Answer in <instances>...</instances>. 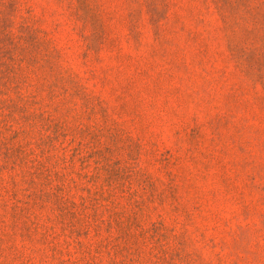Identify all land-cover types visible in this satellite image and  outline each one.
<instances>
[{"label":"rangeland","instance_id":"obj_1","mask_svg":"<svg viewBox=\"0 0 264 264\" xmlns=\"http://www.w3.org/2000/svg\"><path fill=\"white\" fill-rule=\"evenodd\" d=\"M0 264H264V0H0Z\"/></svg>","mask_w":264,"mask_h":264}]
</instances>
